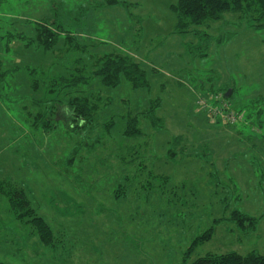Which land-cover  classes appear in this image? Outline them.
Segmentation results:
<instances>
[{
    "label": "rangeland",
    "instance_id": "obj_1",
    "mask_svg": "<svg viewBox=\"0 0 264 264\" xmlns=\"http://www.w3.org/2000/svg\"><path fill=\"white\" fill-rule=\"evenodd\" d=\"M102 1L0 0L1 22L24 14L32 36L35 22L55 21L88 45L58 46L35 76L23 66L42 62L0 56L1 70L20 69L0 84V264L264 255V29L248 27L246 5L177 34L178 0H122L137 4L128 20ZM117 53L142 65L149 87L92 77L103 54ZM66 75L88 84L56 82ZM78 100L86 120L67 108ZM136 115L142 133L129 138ZM235 210L263 216L255 232L230 220Z\"/></svg>",
    "mask_w": 264,
    "mask_h": 264
},
{
    "label": "trees",
    "instance_id": "obj_2",
    "mask_svg": "<svg viewBox=\"0 0 264 264\" xmlns=\"http://www.w3.org/2000/svg\"><path fill=\"white\" fill-rule=\"evenodd\" d=\"M119 3L127 5L126 2L120 0H106L107 5ZM245 5L247 6L249 13L252 14V17L249 20L251 26L248 25V27L255 30L264 29V0H178L176 4L172 5V9L177 16V25L175 28L176 33L188 34L191 26L199 28L208 21L218 22L224 19L225 14L228 12H241ZM47 21L50 20L35 22L33 30L36 32H33L32 36L26 34L23 30H11L6 34L0 35V56H4V58H6L5 60L9 62L19 61L20 65H23L22 59L26 61L29 60L27 56H30L33 61L37 60L39 62H42L45 58L50 59V55L48 54H52L53 51H56L58 46H62L65 53H69L75 50V48L78 50L82 49L83 51L88 50V45L82 44L74 35L65 31L62 23L58 25L56 30L54 28L56 22L54 21V23L48 25ZM28 22L29 20L27 19L25 25H27ZM33 48H35V51ZM27 53H29V55H27ZM38 58H42L40 59L42 61ZM55 60H58V58L56 57ZM100 61V64L98 63L94 65L95 68L92 72V77L101 78L104 86L117 88L122 83V80L125 79L134 89L149 87L150 83L147 79L146 71L140 63L134 61L129 56L119 53L106 54L100 58ZM46 64L47 63L42 62L41 65L34 64L37 65L36 67L32 64V66L25 65L23 68L25 70H30L33 75H36L39 69L44 70V68V72L48 73L49 67ZM0 67L3 68L1 57ZM1 68L0 84L4 83L11 75L20 70L19 68L1 70ZM69 77L70 76L68 75L60 76L58 78L62 79L56 80V82L61 81V84H66L70 87H73V84L77 86L85 83L82 82L80 77H73L72 79ZM85 84L87 85L88 83L86 82ZM85 102L88 101L78 100L77 103L67 105V108L72 112L71 116L74 117V120H76V118L83 120L85 118L86 120V113L89 104ZM152 103H156V106L153 107L152 104L147 112V116L150 117L151 122L153 120L159 121L158 117L156 118L155 112L157 113L158 108L161 107L160 99H157ZM67 108L65 109L67 110ZM62 112H64V110H62ZM57 116H59L58 112ZM133 120L134 122H132V125H129L128 128H126V133L129 138L139 136L142 133L139 128L140 117L136 115ZM133 125H136L135 131L130 133V127ZM153 126L154 128L158 127L156 124ZM177 138L179 139V137H176L174 140H178ZM235 211L236 212L230 220L243 231L255 232L259 222L263 219V216L253 217L240 211ZM245 223H248L249 225L246 226ZM195 264H264V255L257 252H250L246 255L237 252H230L217 257L199 259Z\"/></svg>",
    "mask_w": 264,
    "mask_h": 264
},
{
    "label": "crops",
    "instance_id": "obj_3",
    "mask_svg": "<svg viewBox=\"0 0 264 264\" xmlns=\"http://www.w3.org/2000/svg\"><path fill=\"white\" fill-rule=\"evenodd\" d=\"M25 1V0H24ZM120 1H122V0H120ZM125 2V1H124ZM101 4H102V7L101 8H104V13L105 14H108V15H113V16H115L116 14H117V12H119V11H121L122 10V8L125 10V8H127V7H132V6H134V5H137V4H132V3H130V4H128L127 2V5L126 4H121V3H119V4H113V5H107L106 4V0L105 1H102V2H100ZM100 5V4H99ZM55 10H56V8H55ZM126 11V10H125ZM127 12V11H126ZM127 14H128V16H127V18L125 19V20H128L129 18L130 19H132V15H131V13L129 14L128 12H127ZM73 15V13L71 12L70 14H69V16H72ZM17 16L18 15H16V17L12 20V22L11 23H4V22H1L0 21V35H2V34H6V33H8L9 31H11V30H18L16 27L18 26V24H19V21H22V27H21V31H22V28L24 29V25H25V20H27V18L25 17V15L24 14H21V16H19L18 18H17ZM68 16V18H70ZM124 18V17H123ZM1 19V18H0ZM135 24H137V22L140 24V22L137 20V18H135ZM15 44V43H14ZM101 53H103V52H101ZM103 55H106V54H103ZM174 140V139H173Z\"/></svg>",
    "mask_w": 264,
    "mask_h": 264
},
{
    "label": "water",
    "instance_id": "obj_4",
    "mask_svg": "<svg viewBox=\"0 0 264 264\" xmlns=\"http://www.w3.org/2000/svg\"><path fill=\"white\" fill-rule=\"evenodd\" d=\"M231 94V93H230ZM230 94H227L226 97L228 98L230 96Z\"/></svg>",
    "mask_w": 264,
    "mask_h": 264
}]
</instances>
